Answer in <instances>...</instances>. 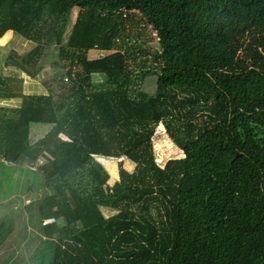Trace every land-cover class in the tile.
<instances>
[{"label": "trees", "instance_id": "trees-1", "mask_svg": "<svg viewBox=\"0 0 264 264\" xmlns=\"http://www.w3.org/2000/svg\"><path fill=\"white\" fill-rule=\"evenodd\" d=\"M135 14L156 46L131 42ZM8 32L36 44L9 66L36 80L55 45L67 71L47 95L0 74L20 102L0 106V181L38 193L0 216L6 263L264 264V0H0ZM160 124L184 157L163 168ZM97 158L136 167L109 186Z\"/></svg>", "mask_w": 264, "mask_h": 264}, {"label": "rangeland", "instance_id": "rangeland-1", "mask_svg": "<svg viewBox=\"0 0 264 264\" xmlns=\"http://www.w3.org/2000/svg\"><path fill=\"white\" fill-rule=\"evenodd\" d=\"M78 12H79L78 9H74L72 11L71 26L75 23L78 16ZM127 25L130 34L134 36V34L139 33L138 36L132 38L131 41L132 43H135L137 40H139V42H143L145 45H152V46L157 45L158 42L157 34L153 31L151 27L146 26L145 22L142 20L141 17H139V15L135 14L133 16V19H131ZM35 47L36 44L23 39L14 32L6 33V35L3 37V40L0 41V74L4 77L17 76L21 74V78L24 81V89L26 91L25 92L26 94L47 95L49 91L44 87V83L45 82L50 83L52 82V80L54 83L55 80H59L60 78H62V73H65L67 71L60 65L61 61L58 54L59 50L57 46L54 45L53 47L50 48L51 53L49 56L48 63H46L45 69L41 72L40 76L36 80L31 79L26 74L21 73L18 69L13 68L6 63L8 57L12 52L20 56H24L25 54L33 50ZM111 53L113 52L91 51L88 54V58L90 60H95ZM131 66L134 68L135 64L132 63ZM94 83L96 85H100L103 83V80L101 78H96L94 80ZM0 106L6 108H16L20 106V102L18 100L0 101ZM51 128L52 126L50 125H34L32 127V135H31L32 142L36 143L37 141L42 139L51 130ZM153 144H154V151H155L157 164L162 168L165 167L166 163L169 160L184 158L182 153L177 149L176 145L174 144L170 136L167 134L166 129L162 124H160L159 127H157L156 129V133L153 137ZM124 159L125 161L119 159H111V158L96 159V161L100 162L110 174L111 178L108 183L109 186H113L116 182L120 180L121 165L128 172L130 173L134 172L136 166L133 163H131L128 159L126 158ZM13 173L14 174L11 175L12 180L8 179L9 176L7 175V178H5V180L0 181V187L2 186L0 197H2L3 194L8 195L0 200V216L10 212L12 207L17 208L21 203L22 206H28L32 200L38 197L37 195L38 193L36 192H33L30 195H22L19 189L22 188L23 182L20 183L19 180L22 179V181H24L25 184L26 183L31 184V180H29L28 178L25 179L24 175H22L21 173L18 172H13ZM15 185H17L18 188L19 187L20 188L15 189L14 188ZM18 198L21 199V202L18 200ZM104 214L106 217H110L117 214V212L105 209ZM29 228L31 229V227ZM10 240H11L10 242H12V239ZM18 244L19 243L17 244L12 243V249L14 250L16 248V245ZM20 246L21 249L18 251V255L21 252V250H23L25 243H20ZM8 248L10 247L8 246ZM5 251L6 248L0 251V264H22L18 262L17 256L15 255H14L15 257H12V259H10V262L6 263V259L8 258V256H6L7 253ZM2 254L4 255L2 256Z\"/></svg>", "mask_w": 264, "mask_h": 264}]
</instances>
